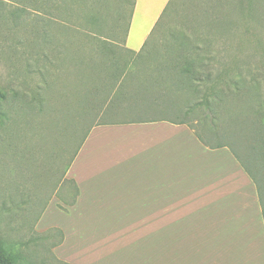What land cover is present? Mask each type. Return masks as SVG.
<instances>
[{"label":"rangeland","instance_id":"1","mask_svg":"<svg viewBox=\"0 0 264 264\" xmlns=\"http://www.w3.org/2000/svg\"><path fill=\"white\" fill-rule=\"evenodd\" d=\"M6 4L5 12L10 9ZM81 5L85 10L96 7L97 26L104 28L101 33L111 38V45L87 67L80 66L81 60L74 61L76 66L70 68V74H64L67 87L62 88L60 84L56 90L43 91L44 103H40L34 94L40 77L20 75L22 72L16 66V59L8 50L16 43L24 50L28 28H14L13 33L19 38L17 42L10 40L7 29L0 28V90L7 92L11 86L27 91L29 86L28 100L32 103L25 100L27 105L24 107L36 113L22 117L23 121L16 126L19 135L12 132L11 137H6L5 133L0 136V233L10 251L22 254L24 264H65L56 257V248H52L60 237L57 231L61 230L53 227L43 231L41 228L45 221L51 222L53 217L59 219L62 213L58 212L69 213V208L76 204L68 206L77 194L75 184L67 179L68 171L91 127L126 120L123 116L118 118L98 110L94 108L96 105L86 101L89 88L99 83L107 81L105 91L112 90L109 88L113 87V80H108L107 72L115 73L116 67L124 66L126 62L132 66L133 75L129 80L134 87H141L140 94L141 90L146 91L145 95L158 92L154 105L176 107L166 115L170 120L187 122L193 127L194 135L195 132L200 134L213 146L220 142L237 150L261 187L264 200V147H258L256 143L261 132H254L264 124V25L260 26L250 18L247 21L240 19L238 0H185L178 12L173 11L165 17L160 29L137 55L127 52L124 47L132 0H85ZM51 13L60 21H65L67 14H71L64 9H53ZM225 16L226 24L218 25ZM181 46L188 49L199 46V49L214 54L211 62L210 56L207 60L204 57V64L212 69L199 70L203 72L202 82L197 85L199 93L193 94L190 87L183 90L175 86L179 76L172 74L166 75L168 81L161 87L147 85L151 73L159 71L163 74L168 70L161 63L174 61ZM143 57L156 58L153 62L158 63L136 65L137 58ZM208 76L210 79L207 80ZM83 77L87 81L81 86L79 79ZM181 78L186 83L187 77ZM163 89L172 93L166 97L161 92ZM171 102L177 104L173 106ZM38 110L44 114H38ZM28 122L30 131L27 134L24 129Z\"/></svg>","mask_w":264,"mask_h":264},{"label":"crops","instance_id":"2","mask_svg":"<svg viewBox=\"0 0 264 264\" xmlns=\"http://www.w3.org/2000/svg\"><path fill=\"white\" fill-rule=\"evenodd\" d=\"M170 2L135 0L126 49L143 50ZM67 179L76 204L41 228L63 232L54 253L65 264H264L257 185L187 125L95 127Z\"/></svg>","mask_w":264,"mask_h":264},{"label":"trees","instance_id":"3","mask_svg":"<svg viewBox=\"0 0 264 264\" xmlns=\"http://www.w3.org/2000/svg\"><path fill=\"white\" fill-rule=\"evenodd\" d=\"M5 1L6 0H0V28L7 29L8 34L11 36L10 40L15 42H17L19 38L15 37V33H13V31L16 29L14 28H21L22 26H25L26 29L28 28L29 35H27V45L24 46V50H21V48L17 47V43L16 46H9L8 50L9 54H11V56L16 59V66L18 67L19 71L22 72L20 75L23 74L24 77L25 75H29L31 76L30 78H34L36 75L40 77L38 78L40 79L39 85L36 88L37 90L34 92V94L39 97L40 103H44L45 98L42 95L43 91L56 90L59 88L60 84H62V88L67 87L65 80H63L65 77L64 74L69 75L70 68L75 67L76 62L81 60L80 66L87 67L89 64L95 62L97 58H100L104 54V52L108 51L111 45V38H109L106 33H101L104 28H100L97 26L99 16L97 15V11L95 9L96 7H92L88 10L81 8V4L85 0ZM132 1L133 6L131 19L136 4L135 0ZM6 3H8V7H10L9 11L7 12L4 11L6 10L5 7H7ZM184 4L185 0H171L163 16L158 22L153 34L158 29H160L167 15H172L173 11L178 12L179 9L184 6ZM237 8L240 12V19L244 18L245 21H247L250 18L255 23H260V26L264 25V0H238ZM53 9H64L68 12H71V14H67V18L65 17V21H60V18H58V16L51 13ZM72 12L74 13L72 14ZM226 18L227 16H225L223 20L220 19L218 25L222 26L223 24H226ZM229 22L230 21L228 19L227 23ZM90 28H92V30ZM98 30L99 32H97ZM153 34L151 35V37L153 36ZM151 37L149 39H151ZM207 41L210 42V40ZM19 43L21 44V42ZM181 47L182 48L179 49L177 48L178 54L174 61H172L171 63H161V65L167 67L168 70H166L163 74L159 71H157L156 74L151 73V80H149L147 85H150L152 87H161L164 82L166 83V81H168L166 75L172 74L179 76L176 81L178 84H175V86L178 85V87L182 88L183 90L185 89V87H190V89L194 91L193 94L197 95L199 93L197 85L202 82L203 72L212 69L210 65L204 64V57H206L207 60V57L210 56L208 60L209 62H211L213 60V57L211 56H213L214 54L210 50L199 49V46L194 49H188L184 46ZM125 50L129 53L137 55L143 51L142 50L139 53H135L126 48ZM151 59L152 58L144 57L137 58L136 65L158 63L157 61L153 62V60L155 61L156 58H154L153 60ZM115 64L118 65V63ZM131 67L132 66L126 62L124 66L122 65L120 67H116L115 73L106 70L108 71V80H113V87L109 88L112 90L105 91L107 81L99 83L93 88H89V94L86 96V101L88 103H93V105H96L94 108L98 110L100 109L102 111H107L115 117L117 116L119 118L123 116L126 120L123 122L101 124L91 127L90 131L84 137L77 153L75 154L72 163L80 152L91 131L95 127L170 121L175 125H187L191 130H194L193 127L187 122L170 120L166 116L167 113H171L172 110L176 108L174 105L177 103L173 104L171 102V105L174 106L173 108L168 106H157L154 105V103H156V98H158L156 97L158 92H154V94H151L149 92L145 95L146 91L141 90L142 94H140L139 90L141 89V87H139L140 89L138 87H134L135 85L133 86L131 84L132 81L129 80V78L133 75V73H131ZM199 70H202L203 72H200ZM184 76L187 77L186 83H183L184 79L181 78ZM16 77L18 79V75ZM25 79L27 81V78ZM208 79H210V76H208L207 80ZM79 80L81 86L86 85L87 79L83 77ZM10 87L11 86H9L7 92L4 90H0V136L2 133H5L4 135L6 137H11L12 132H16V134L19 135V129L16 126H19V124H21V121H23L22 117L28 116L29 113L31 116L33 114H36L33 109L24 107L25 105H27V102L25 100H27L29 103H32L30 100H28V97H30V91L28 90L29 86L26 87L27 91H22L21 88L13 89ZM161 92L167 95L166 97H168L170 93H172L168 89H163ZM10 95L12 97H10ZM16 102L18 103L16 104ZM37 113L41 115L44 114L42 110H38ZM22 114H24L25 116H22ZM162 115H164V118L161 117ZM18 118L22 119L18 120ZM259 127L260 128H257L259 130L255 129L254 132H256L257 134L261 132L263 138L261 137L260 133V138L258 139L257 137L256 143L258 147H260V145L261 147H264V124H260ZM25 130L28 134V132L30 131V122L26 124V128L24 129V131ZM195 136L208 149L218 150L223 148H230L231 152L237 158L241 166L253 178L255 184L257 185L264 215V200L260 189L261 187L257 183L256 178L252 176V172L249 169L247 163L243 161L237 150L232 148L230 145L227 146L224 144H220V142L216 144V146H213L205 141V139L196 132ZM73 183L75 184L77 194L73 203L68 206L74 205L80 195L79 188L74 181ZM45 209L46 207L43 209L40 215L44 213ZM57 232L59 233L60 237L59 240L52 245L53 249L63 243L64 234L61 231ZM0 264H24L22 254H14L13 252H11L10 247L8 246V242L3 238L1 233Z\"/></svg>","mask_w":264,"mask_h":264}]
</instances>
